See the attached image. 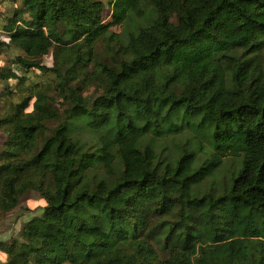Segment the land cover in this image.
Wrapping results in <instances>:
<instances>
[{"label": "trees", "instance_id": "trees-1", "mask_svg": "<svg viewBox=\"0 0 264 264\" xmlns=\"http://www.w3.org/2000/svg\"><path fill=\"white\" fill-rule=\"evenodd\" d=\"M8 1L0 264H264V0Z\"/></svg>", "mask_w": 264, "mask_h": 264}, {"label": "rangeland", "instance_id": "rangeland-1", "mask_svg": "<svg viewBox=\"0 0 264 264\" xmlns=\"http://www.w3.org/2000/svg\"><path fill=\"white\" fill-rule=\"evenodd\" d=\"M10 7H12V5L8 0L5 3H0V16L2 12H6ZM4 37L5 35H3L0 30V40H3ZM16 54L19 55L18 52L14 53V51H10L5 47L0 48V67H11L12 57ZM52 59V54H50L45 58V62L47 64H52ZM6 86H8L6 82H0V93ZM10 86L14 88L15 83L11 82ZM4 140L5 137L0 133V148ZM44 205L45 201H43L38 194L32 192L22 199L20 207L15 211L6 215H0V241L9 242L14 237L18 238L24 223L39 214L40 208ZM0 254L2 253L0 252ZM3 259L1 255L0 261Z\"/></svg>", "mask_w": 264, "mask_h": 264}, {"label": "crops", "instance_id": "crops-1", "mask_svg": "<svg viewBox=\"0 0 264 264\" xmlns=\"http://www.w3.org/2000/svg\"><path fill=\"white\" fill-rule=\"evenodd\" d=\"M2 254H0V256H1ZM2 257L4 258L2 261H0V262H6V260H7V257L6 256H4V255H2Z\"/></svg>", "mask_w": 264, "mask_h": 264}]
</instances>
